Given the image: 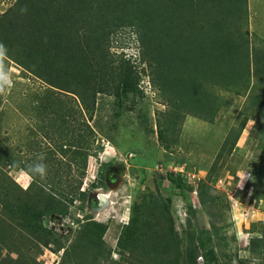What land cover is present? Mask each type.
Returning a JSON list of instances; mask_svg holds the SVG:
<instances>
[{
  "label": "trees",
  "instance_id": "trees-1",
  "mask_svg": "<svg viewBox=\"0 0 264 264\" xmlns=\"http://www.w3.org/2000/svg\"><path fill=\"white\" fill-rule=\"evenodd\" d=\"M245 4L246 0H16L8 11L0 14V45L4 48L3 56L50 88L75 96L80 107L92 117L97 94L118 95L120 89L121 64L113 65L108 35L114 28L134 26L142 61L151 69L150 80L160 93L159 103L166 107L158 113L163 120L157 121L160 134L163 133L159 138L164 136L165 140L176 142L182 117L211 121L217 115L222 104L221 92L245 93L253 99L247 112L264 119V48L250 49L245 30L247 17L243 14ZM112 85L114 89H110ZM55 104L59 107L64 103ZM64 111L59 131L65 144L59 149L70 158L66 168L56 164L59 170L54 180L47 178L53 184L64 183L62 178L70 175L72 167L84 176L87 164L88 152L80 149L81 145L76 153L63 149L81 143L87 146L83 142L82 126L73 131L67 129L69 110ZM246 123L247 118L238 128L229 130L213 165L207 170L205 182L198 186L203 206L214 203L206 181H210L218 166L234 151ZM260 131L259 144L264 145V121ZM5 144L0 133V166L15 167L17 160ZM107 166L100 172L99 184L91 183L89 191L104 187L105 172L110 179ZM19 167L27 169L24 165ZM1 174L0 264H38L29 251L39 255L43 249L54 246L57 250L63 249L60 264H101L103 261L108 264H180V261L197 264L198 250L203 264H221L210 231L200 230L191 223L190 218L196 217V212L188 197L182 233L189 244L180 248L183 238L172 236L174 221L166 201L159 197V201L155 199L147 204L154 213L152 221L139 214L136 204L132 206L128 230L118 238V254L127 260L121 262L111 259V251L103 243L105 225L85 224L68 247L59 243L45 227L43 218L66 215L64 198L72 203L73 198H67L63 189L54 190V196H44L39 191L42 185L32 182L28 189L32 188L33 194L42 200L35 202L29 191L17 194V185ZM164 179L174 187L193 191L192 186L173 173H167ZM87 195L86 191L79 194L82 203ZM259 228L261 236L253 237L247 250L253 258L260 256L259 264H264V222ZM2 250L11 251L16 258L4 259ZM237 262L246 264L242 259Z\"/></svg>",
  "mask_w": 264,
  "mask_h": 264
},
{
  "label": "rangeland",
  "instance_id": "rangeland-1",
  "mask_svg": "<svg viewBox=\"0 0 264 264\" xmlns=\"http://www.w3.org/2000/svg\"><path fill=\"white\" fill-rule=\"evenodd\" d=\"M15 2L0 0V14L8 11ZM252 23L253 37L248 36V40L251 45L261 46L264 29L258 32V22ZM247 30L249 32L248 26ZM108 38L109 52L114 56L113 65L121 64L120 89L118 95L97 94L92 117L80 107L75 96L50 88L12 60L0 56V73L12 81L11 86H6L0 93V133L5 146L17 160L15 167L0 166L3 173L0 174L17 185V194L29 191L35 202L42 200L33 194L32 188L28 189L32 182L42 185L39 191L44 196H54V190L63 189L67 198H73L72 203L63 199L67 206L66 215L43 218L45 227L65 247L75 240L78 230L85 224H102L106 226L102 240L111 251V259L125 262L127 260L118 254L117 244L119 235L128 230L133 217L132 206L136 204L139 214L152 221L154 213L147 204L155 199L159 201V197L164 198L174 221L172 236L183 238L187 219L185 198L188 197L196 212V217L190 218L191 223L200 230L210 231L221 264H237V259L245 260L246 264H259L261 257L253 258L247 250L250 240L261 236L259 226L264 222V200H261L264 197V145L259 144L264 119L247 112L253 99L243 92H221V108L211 121L184 116L177 127L176 142L167 141L164 136L159 138L163 133L160 134L157 121L162 123L163 120L158 113L166 107L159 103L160 93L150 80L151 69L142 61L137 29L131 25L120 26L112 29ZM59 101L64 104L55 106ZM64 110H69L67 129L73 131L82 126L83 142L87 146L81 143L63 149L76 153L81 145L80 149L88 152L84 176L81 177L72 167L70 175L62 178L68 185L47 182L48 177L54 180V174L59 170L56 164L63 168L70 158L59 149L65 144L59 131ZM245 118L247 123L234 151L220 163L210 181H206L214 203L203 206L198 186L205 182L207 170L213 165L229 130L238 128ZM40 154L44 155L43 161L38 160ZM40 162L47 167V176L43 180L28 171L30 165ZM106 164L107 170L111 168L117 177L120 176L118 182L108 183L110 179L105 173L104 187L89 191L91 183L99 184L100 172ZM20 165L27 169L20 168ZM167 173L181 178L193 187V191L189 193L172 186L164 179ZM241 173L247 179L243 187H238ZM85 191L88 195L82 203L79 194ZM99 194L105 195L102 206L97 204ZM186 244L189 243L183 238L180 248ZM62 253L63 249L57 250L54 246L43 249L39 255L33 251L28 254L38 264H60ZM1 255L4 259L16 258L9 250H2ZM203 262L198 250L196 263ZM101 264L108 263L103 261ZM180 264L184 262L180 261Z\"/></svg>",
  "mask_w": 264,
  "mask_h": 264
},
{
  "label": "crops",
  "instance_id": "crops-1",
  "mask_svg": "<svg viewBox=\"0 0 264 264\" xmlns=\"http://www.w3.org/2000/svg\"><path fill=\"white\" fill-rule=\"evenodd\" d=\"M243 14L247 17V23L245 25V30L248 26L249 32L248 30L247 32H248L249 38L253 37L251 34V27H253L254 23H252V21L258 22V24L256 23V26H257L256 30L258 32L259 30L263 31L262 29H264V0H246L245 11L243 12ZM249 46H250V49H263L264 43L261 46L251 45V42L249 41Z\"/></svg>",
  "mask_w": 264,
  "mask_h": 264
},
{
  "label": "clouds",
  "instance_id": "clouds-1",
  "mask_svg": "<svg viewBox=\"0 0 264 264\" xmlns=\"http://www.w3.org/2000/svg\"><path fill=\"white\" fill-rule=\"evenodd\" d=\"M24 10L26 11V9ZM3 52H4L3 45H0V56L3 55ZM11 83L12 81L8 78L7 75L0 73V93H3L5 91L6 86L10 87ZM43 159H44V155L40 154L38 156V160L43 161ZM28 171L31 173L33 177H39L42 180L45 179L47 176V167L42 162L30 165ZM240 175H241V183L238 185V187H243V182L245 179H247V177H245L243 173H241Z\"/></svg>",
  "mask_w": 264,
  "mask_h": 264
},
{
  "label": "flooded vegetation",
  "instance_id": "flooded-vegetation-1",
  "mask_svg": "<svg viewBox=\"0 0 264 264\" xmlns=\"http://www.w3.org/2000/svg\"><path fill=\"white\" fill-rule=\"evenodd\" d=\"M118 169V168H117ZM109 171H111V173H110V175H111V177H110V181L108 182V183H110V184H112V183H114V184H116L117 182H118V177H117V175H116V172H114L111 168H109L108 169ZM106 173V172H105ZM99 203V199H97V204Z\"/></svg>",
  "mask_w": 264,
  "mask_h": 264
},
{
  "label": "water",
  "instance_id": "water-1",
  "mask_svg": "<svg viewBox=\"0 0 264 264\" xmlns=\"http://www.w3.org/2000/svg\"><path fill=\"white\" fill-rule=\"evenodd\" d=\"M98 199H99V206H102L103 203H105V195L104 194H99L98 195Z\"/></svg>",
  "mask_w": 264,
  "mask_h": 264
},
{
  "label": "built area",
  "instance_id": "built-area-1",
  "mask_svg": "<svg viewBox=\"0 0 264 264\" xmlns=\"http://www.w3.org/2000/svg\"><path fill=\"white\" fill-rule=\"evenodd\" d=\"M200 259H202V258H200Z\"/></svg>",
  "mask_w": 264,
  "mask_h": 264
}]
</instances>
